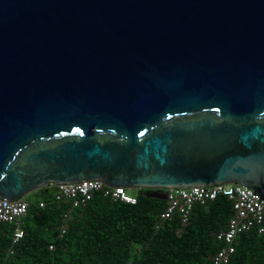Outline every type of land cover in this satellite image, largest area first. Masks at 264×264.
Masks as SVG:
<instances>
[{"label": "water", "instance_id": "water-1", "mask_svg": "<svg viewBox=\"0 0 264 264\" xmlns=\"http://www.w3.org/2000/svg\"><path fill=\"white\" fill-rule=\"evenodd\" d=\"M85 180L264 201V0H0V196Z\"/></svg>", "mask_w": 264, "mask_h": 264}, {"label": "trees", "instance_id": "trees-1", "mask_svg": "<svg viewBox=\"0 0 264 264\" xmlns=\"http://www.w3.org/2000/svg\"><path fill=\"white\" fill-rule=\"evenodd\" d=\"M145 192L138 189L132 205L95 193L84 207L70 209L42 188L24 199L28 208L16 243L14 227L0 226V264H211L214 234L232 214L230 201L220 196L194 206L181 225L175 217L160 221L166 201L146 198ZM228 264H264V233H242Z\"/></svg>", "mask_w": 264, "mask_h": 264}, {"label": "built area", "instance_id": "built-area-1", "mask_svg": "<svg viewBox=\"0 0 264 264\" xmlns=\"http://www.w3.org/2000/svg\"><path fill=\"white\" fill-rule=\"evenodd\" d=\"M53 199L59 203H67L70 209L81 208L95 193H102L113 202L134 204L136 199L128 195L123 187L111 188L101 180H85L69 184H49ZM166 206L160 213V221L177 218L181 225L188 222L194 206H204L218 197H225L231 203L232 214L224 228L214 234L217 244L211 256V264H228L235 253V246L242 233L256 229L258 234L264 233V201L258 200L259 194L238 184H212L207 187L191 186L165 190ZM41 202L39 207H43ZM28 203L24 198L10 201L0 196V226L4 224L14 227L12 243L22 237L21 220L26 216ZM69 213L63 214L67 220ZM64 227H61V234ZM52 247L50 246L49 249Z\"/></svg>", "mask_w": 264, "mask_h": 264}, {"label": "rangeland", "instance_id": "rangeland-1", "mask_svg": "<svg viewBox=\"0 0 264 264\" xmlns=\"http://www.w3.org/2000/svg\"><path fill=\"white\" fill-rule=\"evenodd\" d=\"M43 188H45V187H43ZM41 189H42V188H41ZM39 190H40V189H39ZM36 192H38V190H36V191H34V192H32V193L26 195V196L24 197V199L33 198V195H34ZM127 193H128V195H130V196H134V195L137 193V189H131V190H128V189H127ZM32 194H33V195H32Z\"/></svg>", "mask_w": 264, "mask_h": 264}]
</instances>
